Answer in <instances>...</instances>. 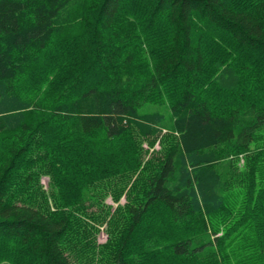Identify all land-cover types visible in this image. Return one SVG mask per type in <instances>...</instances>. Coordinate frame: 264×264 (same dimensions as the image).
I'll use <instances>...</instances> for the list:
<instances>
[{
  "label": "trees",
  "instance_id": "1",
  "mask_svg": "<svg viewBox=\"0 0 264 264\" xmlns=\"http://www.w3.org/2000/svg\"><path fill=\"white\" fill-rule=\"evenodd\" d=\"M0 264H264V0H0Z\"/></svg>",
  "mask_w": 264,
  "mask_h": 264
},
{
  "label": "rangeland",
  "instance_id": "2",
  "mask_svg": "<svg viewBox=\"0 0 264 264\" xmlns=\"http://www.w3.org/2000/svg\"><path fill=\"white\" fill-rule=\"evenodd\" d=\"M155 148L159 149L160 148V142L158 141L157 144L155 145ZM48 182H49V177L47 176H43L42 177V183L44 184V186L47 188L48 187ZM109 203L113 204V201L111 199H108L107 200ZM107 240V234L104 230V227H102V231L101 233L99 234V237H98V241L103 243Z\"/></svg>",
  "mask_w": 264,
  "mask_h": 264
}]
</instances>
